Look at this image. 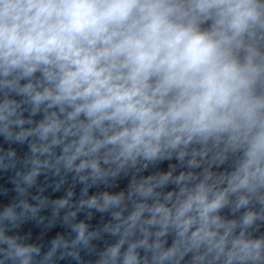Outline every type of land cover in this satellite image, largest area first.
<instances>
[{
  "label": "clouds",
  "instance_id": "9594fccd",
  "mask_svg": "<svg viewBox=\"0 0 264 264\" xmlns=\"http://www.w3.org/2000/svg\"><path fill=\"white\" fill-rule=\"evenodd\" d=\"M0 264H264V0H0Z\"/></svg>",
  "mask_w": 264,
  "mask_h": 264
}]
</instances>
